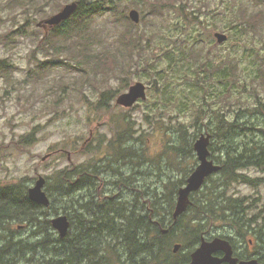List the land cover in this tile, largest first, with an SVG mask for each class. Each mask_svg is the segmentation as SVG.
I'll list each match as a JSON object with an SVG mask.
<instances>
[{"label":"trees","instance_id":"trees-1","mask_svg":"<svg viewBox=\"0 0 264 264\" xmlns=\"http://www.w3.org/2000/svg\"><path fill=\"white\" fill-rule=\"evenodd\" d=\"M17 1L24 5L28 0ZM178 1L133 0V5L142 10L145 20L147 5H150L151 14L156 19L162 18L168 7H172L183 20L170 30L159 28L141 32L132 29L127 9L120 11L116 0H81L74 15L57 26L52 36L57 42L69 38L72 45L68 47V56L77 58L78 62L104 64V61L110 60L119 63L117 65H121L122 69L129 64H139V60L145 62L156 83H161L158 92L167 95L164 98L166 102L175 104V109L180 112L185 108V98L191 99L190 93L205 102L208 99L213 102L218 110L212 109L214 114L211 118L217 125L209 127V130L214 138L222 141L221 148L225 149L217 160L222 169L210 176L204 186L193 194L192 204L175 221L173 212L178 187L186 179H181L179 184L174 182L173 188L166 186L162 194L159 190H144L142 186H135L133 175L122 170V163L140 165L139 159L144 163L146 153L135 145L137 138L133 134V125L124 119L122 129L119 128L117 136L108 141L103 156L73 164L48 177L49 207L32 201L26 184L0 185V264H185L202 236L213 238L219 235L234 240L231 236L233 232L244 238L253 233L264 261L262 212L251 215L255 208L247 197L237 198L226 193L227 187L234 182L252 186L260 183V177L254 178L240 170L264 168V126L255 128L253 120L258 116L249 107L254 106L256 114L264 115V97L260 93V88L264 87L258 84L259 79L264 77V58L259 60L264 47V0L256 6L239 4L238 10H235L236 4L231 7L230 22L236 35L232 34L233 37L239 39H236L237 46L250 34L259 37L262 45L258 50L254 45L249 55L257 58L252 62L255 67L250 82L247 77H242L241 62L237 57L224 59L210 55L207 46L211 45L207 44L205 34L192 29L204 24L201 16L189 12L183 1L177 5ZM31 3L34 4L33 0ZM105 11L115 15L123 26L119 36L121 59L116 52L109 49L100 51L97 47L99 38L91 25L95 15ZM217 15L212 17L211 27L227 29L226 24L218 25L223 21ZM53 48L55 56H62L60 47ZM2 62L0 70L6 71L10 64ZM112 69H106V72L110 74ZM240 87L246 93L254 94L253 104L250 98H244ZM104 95L111 97L108 92ZM107 100H101L99 107L108 106ZM233 111L236 115L231 119ZM201 113L198 108L196 122ZM253 132L254 137L251 136ZM165 135L168 139L167 131ZM25 140L31 144L34 137L30 133ZM100 144L103 147L104 143ZM170 149L177 153L179 161L183 159L179 157L183 153L180 146L170 145ZM211 149L214 151L216 146L211 145ZM215 175L221 179L215 181ZM101 182L107 184L102 191L99 190ZM128 190L133 192V198L127 195ZM202 192L201 202L198 203L195 195ZM59 208L71 222L65 237L56 235L51 224V217L59 214ZM218 221L226 229L222 235L217 232L220 228L216 225ZM19 226L28 227L33 239L26 241L21 237ZM227 226L233 232L229 233ZM163 229H168V232L164 233ZM176 242L181 243L177 253L173 251Z\"/></svg>","mask_w":264,"mask_h":264},{"label":"rangeland","instance_id":"rangeland-1","mask_svg":"<svg viewBox=\"0 0 264 264\" xmlns=\"http://www.w3.org/2000/svg\"><path fill=\"white\" fill-rule=\"evenodd\" d=\"M73 1L81 0H33L34 4L31 3L32 0H28L24 5L17 3V0H0V62L10 64L7 72L0 70V185L23 183L30 186L39 175L48 178L73 164L98 159L104 155L108 141L117 136L119 128L122 129L124 119H128L133 125L134 137L137 138L135 145L138 149L143 148L141 150L146 153V160L142 163L139 159L140 165L136 166L129 161L127 164L123 162L122 170L133 175L135 186H142L144 190H159L162 194L166 186L173 188L174 182L179 184L181 179H187L197 166L199 160L194 142L201 133L211 132L209 127H216L217 123L211 116L214 114L212 109L218 107L209 99L205 102L201 97L197 98L190 93L191 99L185 98L182 112L175 109V104L167 103L164 99L167 95L158 92L161 83H156L154 74L141 60L139 64H129L122 69L115 61L92 64L78 62L77 58L68 56L71 40L63 38L57 42L52 36L56 27L46 25L44 21ZM116 1L120 11L127 9V15L130 9L137 8L133 5V0ZM182 1L188 6L189 12L201 16L204 24L192 29L205 34L207 44L211 45L207 46L210 55L224 59L229 56L237 57L241 62L242 77H247L246 80L250 82L255 67L252 62L257 58L249 55L254 45L257 50L262 45L259 37L250 34L237 46L238 38L235 37L230 22L231 7L236 4L235 10H238V5L242 3L256 6L261 0H179L177 5ZM137 9L142 15V10ZM146 13L147 19L142 16L138 24L130 20L134 31L152 32L159 28L170 30L177 22L183 21L172 7H168L162 18L158 19L151 14L150 5H147ZM215 15L223 21L218 25L226 24L227 29L211 27L212 17ZM91 26L98 35L96 44L100 51L109 49L121 59L119 36L123 26L115 15L109 11L97 14ZM216 31L227 33L229 40L218 43L214 36ZM144 43L148 48V43ZM54 46L60 47L62 56L54 55ZM263 48L259 60L264 58ZM47 60L50 61L49 64H41ZM109 68H113L110 74L106 72ZM263 79L264 77L260 78L258 82L261 87H264ZM137 81L148 85V98L130 108L117 105V97ZM239 90L253 104L254 94L246 93L243 87ZM106 92L111 97L106 98ZM260 93L264 97L263 88H260ZM103 99H109L106 101L109 105L101 108L99 103ZM249 107L258 116L253 120L255 128L264 126V115L256 114L254 106ZM198 108L202 113L196 122ZM235 115L234 111L231 112L230 118L234 119ZM165 131L169 134L168 139L164 136ZM255 131L257 132L256 129ZM254 132L251 134L253 137ZM30 133L34 141L28 144L25 138ZM247 140L250 142L249 138ZM101 142L104 143L103 147ZM221 143L219 139L212 138L211 145L216 146L214 151L211 150L212 158L216 161L225 151L221 148ZM170 145L183 149L179 156L182 160L177 159V153L173 149L171 151ZM60 150L63 152L56 153ZM49 153L52 155L44 160L43 157ZM239 172L254 178L260 177V183L257 186L243 182L231 183L226 189L227 195L247 197L255 208L251 215L262 212L263 219L264 168L249 167ZM214 179L219 181L221 178L215 175ZM50 185L54 186L53 183ZM211 185L212 181L209 186ZM127 192L133 198V192ZM202 195L203 192L195 195L198 203L201 202ZM59 214H65L61 208ZM216 225L220 227L217 232L222 235L226 230L222 227L223 223L218 221ZM227 227L229 233L233 232ZM26 234L24 231L19 232L21 237ZM55 234L58 235L57 232ZM231 236L236 243L239 242L237 238L242 237L236 232ZM245 238L255 239V236L249 233Z\"/></svg>","mask_w":264,"mask_h":264},{"label":"water","instance_id":"water-1","mask_svg":"<svg viewBox=\"0 0 264 264\" xmlns=\"http://www.w3.org/2000/svg\"><path fill=\"white\" fill-rule=\"evenodd\" d=\"M77 8V1L68 3L59 12L47 18L44 22L46 25L56 26L71 17ZM129 17L136 24L141 21V13L137 8L130 9ZM214 36L218 43L226 42L229 38L227 33L221 31H216ZM147 97V84L143 81H137L132 84L127 91L121 93L117 97L116 103L129 108L139 100L147 99ZM211 138V133H202L194 143V149L197 153L199 164L187 178L186 184L181 186L178 190L177 202L173 213L175 221L187 211L189 205L192 203L191 195L202 188L209 176L222 169L220 164H217L210 159L211 152L209 146ZM48 156L49 155L45 156L43 159L45 160ZM45 184L46 178L43 175H40L35 181V184L29 187L28 196L32 201L45 207H49L51 199L45 190ZM51 222L52 226L59 232L60 236H67L71 226L67 214H58L51 219ZM163 232L167 233L168 229H164ZM180 247L181 244L176 243L174 245V252H177ZM219 250L226 253L224 258H219L214 255V253ZM223 261H228L230 264H262L256 259L238 262L237 258L233 257V247L230 241L219 236L212 240H206L203 238L200 246L192 252L191 260L185 264H222Z\"/></svg>","mask_w":264,"mask_h":264},{"label":"flooded vegetation","instance_id":"flooded-vegetation-1","mask_svg":"<svg viewBox=\"0 0 264 264\" xmlns=\"http://www.w3.org/2000/svg\"><path fill=\"white\" fill-rule=\"evenodd\" d=\"M209 149H210V152H211L210 159H212L215 163H218V161H216L215 159L212 158L211 146H210ZM61 152H63V150L57 151L56 153H61ZM49 154L52 155V153H49ZM38 177L35 179V181L38 179ZM35 181H34V183L32 185L35 184ZM104 183L105 182H101L100 187H99L100 191L104 190V187L107 186V184H104ZM30 186H28V189H29ZM18 230H19V232H21V231L27 232L26 236L23 237L26 241L29 240V239H33L32 231L28 227H23V226L21 228L18 227ZM203 238H205V237L202 236V238L200 239L199 243L193 248L191 253L200 246L201 242L203 241ZM205 239L206 240H212L213 238H205ZM237 239H239L238 243L234 242V240H230V239H228V240L230 241V243H231V245L233 247V257L237 258L238 262L250 261V260L256 259L260 263L264 264V261L262 259V255L259 252L260 247L258 246V244H257V242L255 241L254 238L241 237V238H237ZM191 253H190V260H191ZM225 254L226 253L224 251H222V250H219V251L214 253V255L219 257V258H224ZM222 264H230V262L223 261Z\"/></svg>","mask_w":264,"mask_h":264}]
</instances>
